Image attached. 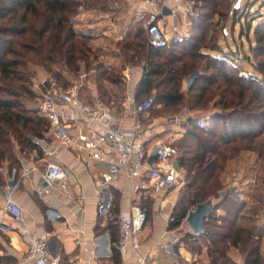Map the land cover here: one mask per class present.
I'll list each match as a JSON object with an SVG mask.
<instances>
[{
	"label": "trees",
	"instance_id": "obj_1",
	"mask_svg": "<svg viewBox=\"0 0 264 264\" xmlns=\"http://www.w3.org/2000/svg\"><path fill=\"white\" fill-rule=\"evenodd\" d=\"M202 1L208 13L200 12L191 19L188 37L174 38L161 48L148 46L141 26H131L123 37L124 48L129 50L134 44L135 48L146 52L145 68L134 98L140 100L154 93L147 112L155 104L176 110L183 105L190 110L214 108L212 116L207 118L206 114V118L200 119L207 125L188 116L182 125L184 132L174 143L179 154L177 164L184 171V183L170 212L168 229L178 228L189 211L199 204L211 203L214 195L223 191L229 160L242 151H253L264 161V137L261 138L264 130V16L253 27V56H248L250 70L226 52L212 54L219 49V36L226 27L224 24L222 29L218 28L219 19L226 15L222 9L229 7L231 0ZM236 1L229 7L228 19L233 15L231 10ZM110 2L0 0V185L8 183V175L13 170L15 178L19 176L21 166L13 155V147L23 158L27 153H39L40 144L32 139H46L45 133L49 131L48 120L25 103V98L39 96L32 88L35 75L31 66L50 73L48 75L59 86L68 87L70 80L65 74L76 76L81 67H88L91 56L95 58L88 43L91 37L77 31L75 16L92 9L106 12L110 10ZM208 30L213 34L206 35ZM138 39L143 42H135ZM206 39L213 44L208 46ZM101 64L94 67L96 79L101 76L102 82L109 81L104 72L99 75ZM191 76L192 81L184 89V81ZM97 88L101 94L99 99L105 101L101 81H97ZM4 162H8V166L2 171ZM262 170L264 184V165ZM244 208V201L234 200L226 193L212 204L203 232L187 233L181 242L191 251H195L194 244L198 251L204 248L208 264H238L231 258L232 250L241 255V264H264L261 235L239 224ZM219 210L222 213H218ZM110 225L117 227L115 223ZM115 241L111 237L112 259L114 264H120ZM5 260L12 262V258L5 257Z\"/></svg>",
	"mask_w": 264,
	"mask_h": 264
},
{
	"label": "crops",
	"instance_id": "obj_2",
	"mask_svg": "<svg viewBox=\"0 0 264 264\" xmlns=\"http://www.w3.org/2000/svg\"><path fill=\"white\" fill-rule=\"evenodd\" d=\"M112 1L114 0H111L110 4ZM140 3V0H128L120 8H110L106 12L99 11L102 18L107 14L110 22L107 23L108 25L106 24L107 28L105 30L100 29V35H92L86 31L91 37L90 41L96 43L102 39L101 32L103 34L109 32L115 37H122L125 33L122 25L129 21L121 23L119 27H116L115 24L127 15L133 17L131 19L136 18L137 16H134L131 10L139 6ZM81 13H87V11ZM169 34L171 37L174 35ZM108 57L114 59L118 56L108 55ZM93 70L89 69L90 72L84 80H76L77 84L81 83L78 89L79 98L90 104L96 100L102 101L99 99L101 94L91 76ZM142 73V68L130 69L126 67L121 76L123 87H118V83L106 84V87L102 85L106 89L103 88L106 93L102 94V98H105V101L102 102L111 109L115 116L120 118L121 124L126 129L131 127L134 119L143 125L142 120L147 113L146 111L131 115L130 113H124L122 110V106L128 101V98H134ZM74 83L75 81L70 82V84ZM143 129L147 133L146 145L148 147L157 141L174 144V139L178 140L183 133L180 127L178 128L166 122L158 123L155 119L150 121L148 128L143 127ZM80 132L86 133L84 122L82 120H72L70 133L73 138L76 139ZM43 142L44 145H39L41 152H33L27 160V165L32 166L33 171L22 178L19 184L15 185L14 183L12 187L13 197L23 208L27 224L31 229L49 235V250L51 253H58L64 263L114 264L110 239L111 237L117 238V227L111 226L109 222L98 216V197L95 192V181L105 167V160L112 158L114 152L105 149L103 160H96L92 159L86 152L77 151L74 146L62 148L56 145L50 135ZM246 158H248V153L241 154L238 159L229 162V168L246 167V163H244ZM236 160L240 161L239 165ZM48 162L56 163L63 169L65 173L64 187L60 184L47 186L42 181L41 172ZM21 170L22 167H20ZM146 181V178L126 180L124 173H121L119 178L111 185L115 212L126 210L131 203L135 202L139 203L146 212L151 207L154 210V217L159 219L155 225H146L144 231L138 235L140 241L139 252L148 250L150 254V258L145 264H208L204 248L200 251L188 250L181 242V238L175 240L173 238L175 236L174 231L168 229V221L172 210L169 202L176 201L178 187L155 194L151 190L147 194L142 190H133L134 184H143ZM248 184L251 186V181L243 178L239 184H233L231 188L215 195L216 200L211 203L215 204L228 193L234 200L244 201L246 208L249 205L247 198L250 196L246 188ZM258 184L261 188H264L261 179ZM5 187H7V184L0 185V198ZM256 202L260 203V201ZM241 219L252 222L255 220L252 225L241 224V226L250 227L255 233L261 235L260 247L264 255V208L252 218L243 211ZM114 246L116 247V241ZM27 247L28 242L19 235L16 225L11 223L8 215H2L0 211V264H9L6 260L3 261L5 257L12 258L11 264H16ZM231 254H235V257L231 256V258L241 264V255L236 250H232ZM120 261V264H136L132 252L120 254Z\"/></svg>",
	"mask_w": 264,
	"mask_h": 264
},
{
	"label": "built area",
	"instance_id": "obj_3",
	"mask_svg": "<svg viewBox=\"0 0 264 264\" xmlns=\"http://www.w3.org/2000/svg\"><path fill=\"white\" fill-rule=\"evenodd\" d=\"M139 6L131 10L134 16L145 17V38L148 46L161 48L169 43L171 34L180 32L176 19L183 14V22L196 17L199 3L197 0H140ZM128 0H116L112 7H119ZM104 17L108 18L105 14ZM186 19V21H185ZM125 27V26H123ZM122 27V29H123ZM188 36V34H185ZM88 72L82 70L78 74L80 81ZM32 88L38 92L37 108L48 120L49 135L56 145L62 148L74 146L81 153L86 152L92 159L103 160L105 149L114 152L112 158L105 160V167L95 181V192L98 197L97 214L109 223L117 224L116 248L120 254L132 252L136 264H145L150 258L148 250L139 252L138 235L146 226V211L139 203H131L126 210L114 211V197L111 185L121 173L126 180L146 178L143 184H134L133 190H142L145 194L151 190L154 194L160 191L176 189L184 183V171L178 166V150L171 142H154L147 146V133L141 123L134 119L130 128L121 124L119 117L100 100L92 104L82 101L78 96L79 84H70L63 88L48 74L32 78ZM153 103L149 96L141 101L128 98L122 106L124 113L131 115L146 112ZM186 107L174 113L167 120L170 125L180 127L184 132L183 123L190 116ZM82 120L86 133L80 132L74 139L70 133L71 121ZM33 142L44 145V139L33 138ZM22 170L15 178V170L8 175V181L19 184L33 171L27 160L17 157ZM65 173L56 163L48 162L41 172V179L47 186L60 184L64 187ZM237 186V185H236ZM13 188L5 187L0 198V211L8 215L11 223L16 225L18 233L28 242V247L20 255L17 264H71L64 263L58 253H51L48 248L49 235L33 230L27 224L23 208L13 197ZM170 206L175 201H170ZM185 220V218L183 219ZM177 240L178 236L173 237Z\"/></svg>",
	"mask_w": 264,
	"mask_h": 264
},
{
	"label": "rangeland",
	"instance_id": "obj_4",
	"mask_svg": "<svg viewBox=\"0 0 264 264\" xmlns=\"http://www.w3.org/2000/svg\"><path fill=\"white\" fill-rule=\"evenodd\" d=\"M116 1V0H114ZM112 1V3L114 2ZM199 3V6L196 8V12L199 15V13H208V9H206L204 6V1L202 0H197ZM234 0H231L228 5L229 7L233 4ZM112 3L109 5L111 8ZM237 3V1H236ZM122 6V5H121ZM229 7H225L222 9V12L226 15H224L221 19H219V26L218 28L222 29L223 25L226 24L225 31L222 32L219 36V49L212 51V54L219 53L223 54L224 52L228 53L230 56H234L237 61L240 62V64L243 66V68H248L252 70V65L250 61L248 60V56H253L251 46H253V33H254V25L258 23L261 18L264 16V0H239V6L234 5L232 7V14L230 18L228 19L227 13H229ZM115 8H120L119 7H112V9ZM100 10L98 9H92L87 11V13H81L83 11H80L76 16V23H75V28L77 31H80L82 33H87L89 34H99L100 35V29H106V24L110 21L109 19L103 16L101 17L102 14L99 12ZM197 15V16H198ZM183 14H179L178 18L176 21H178L179 24V29L180 32L177 34H174L169 42L173 40L174 38H181V37H188L191 32V24H187V22H183L182 17ZM196 16V17H197ZM194 17V18H196ZM133 17H130V15L125 16L122 20L117 21L115 24L116 27H119L121 23L125 21H129L128 23L122 25L124 27L125 33L122 35V37H115L113 34L109 33H102V39L98 40V42H91L89 41V47L91 48V52L94 53L95 58L92 56L90 57L89 60V65L86 67V69H83L84 66L81 64V71L85 70L87 72H90L89 69H94L96 64L102 63V69L99 70V75H101L102 72L105 73L104 77L108 78L109 81L104 80L102 82V79L99 76L98 79H96V71L91 72L92 79H94V82L97 85V81H101L102 85L110 84V83H118V87H123L121 85L122 79V71L128 67V68H142L144 71L145 64H146V52L145 49H140V48H135V45L132 44L131 48L128 50L124 48V40L123 37L127 34L129 28L132 27H138L141 26L143 27V38L144 36V24H145V17H136L134 19H131ZM214 21L217 19V15L213 16ZM191 22V20H189ZM112 24V23H110ZM114 24V23H113ZM108 25V24H107ZM250 25V26H249ZM114 26V27H115ZM212 26V25H211ZM110 27V26H109ZM119 30V29H118ZM117 30V31H118ZM87 31V32H86ZM88 34V33H87ZM185 34H188V36H185ZM213 34L210 30L206 32V35ZM208 39V38H207ZM205 40V43H207L208 46H211L213 44L212 40ZM139 42H143L141 40H135ZM119 42V43H118ZM108 55H114L118 56L114 59H111L108 57ZM35 65L31 66L32 73L36 77H41L42 75L45 74L43 70H39L38 67L34 68ZM34 68V69H33ZM65 74V72H63ZM50 74V73H47ZM143 74V73H142ZM34 77V76H33ZM65 77L68 78L71 81H75V84H77L76 80H78V74L76 76H73L72 74H65ZM193 76L187 78L184 83L183 87L184 89L190 84L192 81ZM103 86V88H104ZM106 87V86H105ZM105 89V88H104ZM106 90V89H105ZM84 92V91H83ZM85 94V93H84ZM153 94H151V97H153ZM144 97H140L139 99L142 100ZM25 103L28 106H32L34 109L38 111L37 104H38V98H35L33 96L29 98H25ZM140 100H136L137 102ZM186 107L187 113L192 115L195 118H198L200 122L206 123L205 120H200L202 118H206L205 115L207 114V118L209 116H212L214 112L213 107H208L206 110H190L188 106L183 105L180 109L176 110L175 109H168V108H163L159 105H153L150 110L145 114L142 120V126L145 128H148V124L150 121L155 119L158 123H167V120L170 116H172L174 113H178L182 108ZM185 123V122H184ZM45 137H49V132L47 131L45 133ZM264 137V130L261 135V138ZM173 138V137H172ZM170 140V139H169ZM176 142V139H174V143ZM13 155L15 159L17 160V157H24L22 156L23 154L19 153L17 151V148L14 146L13 147ZM248 153V158L245 159L246 162V167H240V168H234L231 169L229 168L228 164L230 161H234V159H238V157L241 154ZM32 153H27V157L25 158H30ZM237 164L239 165V160H236ZM18 162V161H17ZM227 167H226V173L223 177V189H228L233 186V184H239L243 178H247L248 181H251V186L248 184L246 187L248 192H249V198H247L248 204L246 208H244V213L247 214L249 217L252 218V216L259 214L262 209L264 208V188L260 187L258 182H260V179L262 180L263 176V165L264 161L262 162L261 159L258 158L257 154L253 151H242L239 153L237 156L229 160ZM16 164V162H15ZM8 166V162H4L2 165V171ZM254 169V170H253ZM181 186L178 187L177 189V198L179 195ZM229 191H231L229 189ZM244 193V192H243ZM233 199V198H232ZM177 200V199H176ZM213 200L215 199V195L213 197ZM212 200V201H213ZM256 201H260L258 204ZM148 211V226L155 225V223L159 220L154 217L153 214V209L149 207L147 209ZM220 211V210H219ZM218 213H222L221 211ZM259 217V216H258ZM255 223V220H253ZM252 221L244 220L241 219L239 220V224L242 225H252L254 224ZM174 231V235L178 236V239H182L185 234L191 233V230L189 229L188 225L186 224L185 220H182L178 228L172 229ZM192 245V244H191ZM195 248L194 250L198 251V246L194 244ZM197 248V249H196ZM232 257H235V254H231Z\"/></svg>",
	"mask_w": 264,
	"mask_h": 264
},
{
	"label": "water",
	"instance_id": "obj_5",
	"mask_svg": "<svg viewBox=\"0 0 264 264\" xmlns=\"http://www.w3.org/2000/svg\"><path fill=\"white\" fill-rule=\"evenodd\" d=\"M236 6H239V0H237ZM7 187L12 188L13 182L8 181ZM211 211L212 203L199 204L193 210L189 211V213L185 217V222L191 230L192 234L198 235L203 232L204 221Z\"/></svg>",
	"mask_w": 264,
	"mask_h": 264
}]
</instances>
